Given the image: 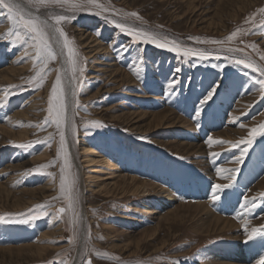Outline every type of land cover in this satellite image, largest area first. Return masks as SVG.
I'll use <instances>...</instances> for the list:
<instances>
[{"label": "rangeland", "instance_id": "374dc122", "mask_svg": "<svg viewBox=\"0 0 264 264\" xmlns=\"http://www.w3.org/2000/svg\"><path fill=\"white\" fill-rule=\"evenodd\" d=\"M17 1L51 26L55 25L52 17H72L59 26L74 42L84 72L76 74L82 84L76 83L61 54V43L59 56L48 28L57 58L48 61L44 83L37 88L31 78L44 60L34 64L30 41L14 44L12 37L4 35L11 24L7 10H2L0 74L10 81L0 83V97L8 89L7 99L0 103V129L14 135L27 133V139L0 132V215L39 218L27 224L0 223V264H85L89 260L91 264H217L212 261L214 246L223 251L245 248L259 255L249 261L257 264L264 257V240L258 237L245 243L243 223L236 216L247 219L249 230L264 225V199L260 198L264 136L248 147L240 165L235 159L245 145H232L246 138L250 128L264 123V98L256 83L264 76L234 61L243 58L264 67V13L259 11L264 0H97L108 11L91 4L72 9L67 4ZM132 12L137 16L125 15ZM117 23L158 34L182 49L203 51L207 59L133 42ZM237 30V36L227 41ZM212 40L225 43H208ZM89 41L99 49L89 48ZM229 48L242 51L229 52ZM138 65L142 70L137 74ZM57 69L66 105L70 164L66 171L75 177L79 190L80 221L73 243H69L74 227L68 215L55 217L58 208L66 207L59 192L63 164V154L57 155L59 132L51 118L43 124ZM173 79L177 83L170 88ZM216 84L220 86L213 99L197 116L200 100ZM92 120L104 127H86ZM30 125H42L43 130ZM209 137L230 143L209 146ZM213 152L219 155L213 157ZM45 164L52 166L40 167ZM218 167L239 168L233 186L224 190L220 200L208 202L214 215L228 218L233 225L222 232L208 222L207 212L196 209L197 201H207L187 197L179 188L180 179L188 186L204 185V197L210 198L213 184L229 182L217 176ZM141 191H146L144 197ZM166 194L168 201L163 199ZM246 197H256L258 206L246 211L241 207ZM156 200L166 204L164 210L153 207ZM220 203L230 205V213ZM254 245L260 249L257 253L250 250ZM37 247L45 252L38 255Z\"/></svg>", "mask_w": 264, "mask_h": 264}, {"label": "snow or ice", "instance_id": "6c2138e0", "mask_svg": "<svg viewBox=\"0 0 264 264\" xmlns=\"http://www.w3.org/2000/svg\"><path fill=\"white\" fill-rule=\"evenodd\" d=\"M28 3L39 5V6H46L48 4H60L65 5L67 4L72 9H79L84 7L85 5L91 4L94 5L96 8L100 9L101 11H108V9L104 8L103 5L97 3V0H28ZM7 10V19L11 24L9 30L4 34L6 36L12 37V42L15 44L16 42H25L27 43L30 41V47L34 49L35 56L33 57V63L35 64L36 61L43 59L44 64L42 67L39 68L36 75L31 78L32 81L36 82V87L39 88L43 85L44 79L46 76L45 69L47 68V63L50 60H56L57 56L52 51L51 42L49 37V32L47 31L48 28L54 27V32L58 34V40L61 43L62 47V55L66 56L65 63L68 65V71L72 73L73 80L76 83L82 84V81H76V74L79 73L81 76L84 72V67L81 66L79 52L77 51L74 42L68 38L66 33L63 29L59 26L62 21L70 20L72 17L66 15H57L52 17L55 21L54 26L48 25L45 21H41L38 17H34L31 14L25 12L24 8L16 2V0H0V14H3V11ZM261 13H264V9L259 10ZM96 14H100L99 12ZM125 15L128 16H137V13H126ZM116 27L119 28L122 32H126L132 36L133 42H142L145 44H154L157 48H167L169 51L177 52L178 54H183L185 57L190 55H197L201 60L207 59V55L203 51H197L191 48H181V46L176 43L175 41H168L166 38L161 40L158 34L146 32L140 29H133L123 23H117ZM239 30L232 32L227 38V41H232L238 34ZM203 43V41H201ZM208 43L212 44H224L225 41L222 40H212L208 41ZM251 47L255 48V45ZM229 52L233 51H242V49H234L229 48L227 49ZM25 55H28L27 50L25 51ZM264 59V57H261ZM237 65H243L245 68H251L253 71L259 72L261 76H264V67L258 66L253 62L246 60V59H236L234 61ZM219 67H223L222 65ZM142 69L137 66V74ZM176 71H179L177 69ZM177 83L175 79L170 82L169 87L173 88L174 85ZM259 84V90L261 92L262 98H264V79H260L256 81ZM219 84H216L207 91L206 95L200 100V106L196 110V115L199 116L203 106L211 101L219 88ZM5 94L3 97H0V103H3L7 99L8 89L4 90ZM48 116L45 118L43 124H47L49 122V118L51 121L56 125L57 130L59 132V148L57 150V155L60 156L63 154V164L60 168V176H59V192L60 196L64 198L66 203V207H61L57 209L55 214L56 219L62 218L61 214H66L69 217V224L73 225L74 227V234L69 239V243H73L75 241V234L79 228V221L80 215L77 211V205L79 204V190L76 187V179L70 173L66 171V169L70 168V164L68 161V155L66 151V141H65V124H66V105L64 102V90L61 85V75L60 69H57V76L55 82L52 85L51 92L48 98V108H47ZM33 127H40L43 130L42 125H30ZM86 127L91 128H101L104 125L97 120L87 121ZM240 127H244V125H240ZM74 131V129H73ZM258 136H264V123L259 124L256 127H252L248 130L247 137L242 139L241 141L233 144V147H238L239 144H244V149L240 152V155L236 157L235 163L240 165L243 162V158L245 157L248 147H250L254 140ZM51 137L48 138L50 140ZM139 139H146V137H139ZM41 143H46L48 141H40ZM209 146L212 144H224L230 143L224 140H214L212 137H209L207 140ZM16 147L26 148L31 147V144H18L15 145ZM211 156L215 157L219 155L218 153H211ZM182 159V157H181ZM51 164L41 165V168H48L51 167ZM239 171V168L235 169H223V168H216L217 176L221 179H227L229 182L225 184H213L211 190V201L216 202L221 199V194L224 192L225 189L230 188L233 186L235 181V174ZM231 173L232 175L225 176L224 173ZM47 175H52L51 173H47ZM60 197H54L53 199H59ZM260 198L264 199V193L260 194ZM257 198H245L244 203L241 205L242 208L245 210L255 209L258 205L256 203ZM49 205H41L38 207H48ZM47 212L41 213V215H47ZM39 216H29L27 219H12L6 218L4 215H0V223H18V224H27L30 220L38 219ZM244 228V235L246 237L245 243L253 241L256 238H261L264 240V225L260 227H253L249 230L247 219L245 218L243 223ZM102 239V237H101ZM96 255H104L107 256V253H99L97 252ZM67 264V261L64 262ZM85 264H91V261H86ZM257 264H264V257H261Z\"/></svg>", "mask_w": 264, "mask_h": 264}, {"label": "bare ground", "instance_id": "6f19581e", "mask_svg": "<svg viewBox=\"0 0 264 264\" xmlns=\"http://www.w3.org/2000/svg\"><path fill=\"white\" fill-rule=\"evenodd\" d=\"M17 3H19L17 0H16ZM23 8L24 10L28 13V14H31L32 15V12L31 10L26 7L24 4H21L19 3ZM51 26V25H50ZM51 28V31H52V38H53V44L54 46L57 48V52H58V55L60 53V47H59V40H58V35L54 32V29ZM3 29V28H2ZM86 45L91 48V49H95V50H98L99 49V45H91V42H86ZM91 45V46H89ZM96 46V47H95ZM98 53V51H96L94 53V55H96ZM60 56V55H59ZM90 58V57H89ZM60 61L61 63L63 64L62 60H61V57H60ZM112 65V64H110ZM109 66V65H107ZM97 70V69H96ZM12 72H14V70H11ZM99 71V70H98ZM96 71V72H98ZM10 81L7 77L4 76V74H0V83H6ZM169 113V112H168ZM17 115H20V116H23L25 114H16ZM27 116V115H26ZM157 117V116H156ZM24 118V117H23ZM26 118V117H25ZM161 118V117H160ZM155 119V118H154ZM162 119V118H161ZM0 132L2 133H5L6 135H9L10 137L12 138H17L18 140H24V139H27V133H18L17 135H14L13 132H10V130H6V129H0ZM87 152V151H86ZM44 157V156H43ZM90 163V162H89ZM113 167H110V170H113L112 169ZM116 168V167H114ZM86 178H87V175H86ZM168 180V179H166ZM124 181H127L126 179ZM129 182V181H128ZM131 182V181H130ZM170 181H168V184H169ZM187 181L184 180V179H180L179 181V184H180V187L181 188V192H184L185 195H187V197H191V198H198L201 197L203 199H205L207 202L206 203H198L199 201H197L196 203V209L199 210L201 213L203 212H207L208 213V222L212 223L213 224V228L215 226H218V229L221 231L225 229H230V227H232L233 225L231 224V221L227 219H222L216 215H214L208 208L209 206V203H210V198H205L207 197V194H206V190L204 189L205 186L204 185H199L198 187H194V186H188L187 184ZM177 188V190L179 189ZM190 188H193V190H190ZM147 189V188H146ZM138 190V189H137ZM161 190H165L164 187H162ZM88 191H91V190H88ZM139 191V190H138ZM142 192H146V191H141V197H144L145 195H143ZM205 196V197H204ZM168 198H170V196L168 194H166L163 199H165L166 201H168ZM200 198V199H201ZM156 200L155 201V204L153 205V207H158V208H161L162 210H164L166 204L163 203V201L161 200ZM209 202V203H208ZM220 207H224L223 209H225V212L226 213H230V205L228 204H223V203H220L219 204ZM181 206V205H180ZM183 206V205H182ZM219 207V206H218ZM188 208V207H187ZM190 208V207H189ZM193 208V207H192ZM220 209V208H219ZM174 210V209H173ZM178 210V209H177ZM198 212V211H197ZM175 213V212H174ZM173 215V214H172ZM177 215L175 214V217L174 218H177L176 217ZM206 216V215H205ZM207 217V216H206ZM238 218V220L241 222V223H244V216H236ZM240 223V224H241ZM204 225V223L202 224ZM235 228V227H234ZM210 229V228H209ZM216 230V228H215ZM222 232V231H221ZM47 235V234H46ZM45 235V236H46ZM44 236V235H43ZM259 245V244H258ZM33 248V247H32ZM36 248V247H35ZM258 247L257 245H254V246H251L250 250L251 252H255L257 253L258 252ZM10 251V249H7ZM37 254L38 255H41L42 253L45 252V248H42V247H37ZM260 250V249H259ZM212 253L214 254L213 257H212V261L214 263H217V264H249V261L252 262V260L255 261V258L257 259L259 255H254L252 253H250L249 251H247L245 248L242 249V252L238 249V248H232L231 250H225L223 251L222 248L220 246H214L213 249L211 250ZM243 251H247L246 253H244ZM264 253V252H263Z\"/></svg>", "mask_w": 264, "mask_h": 264}]
</instances>
